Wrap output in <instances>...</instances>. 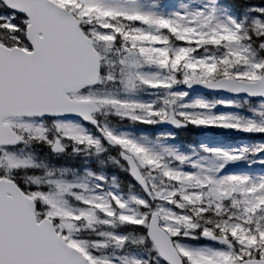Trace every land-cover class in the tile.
I'll return each mask as SVG.
<instances>
[{
	"label": "snow or ice",
	"instance_id": "obj_1",
	"mask_svg": "<svg viewBox=\"0 0 264 264\" xmlns=\"http://www.w3.org/2000/svg\"><path fill=\"white\" fill-rule=\"evenodd\" d=\"M0 264H264V0H0Z\"/></svg>",
	"mask_w": 264,
	"mask_h": 264
}]
</instances>
